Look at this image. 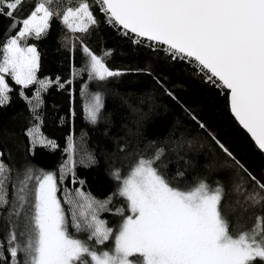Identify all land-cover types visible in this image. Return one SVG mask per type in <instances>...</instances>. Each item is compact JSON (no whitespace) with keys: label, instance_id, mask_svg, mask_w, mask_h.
I'll return each mask as SVG.
<instances>
[{"label":"snow or ice","instance_id":"snow-or-ice-1","mask_svg":"<svg viewBox=\"0 0 264 264\" xmlns=\"http://www.w3.org/2000/svg\"><path fill=\"white\" fill-rule=\"evenodd\" d=\"M29 2L0 0V16L13 21L10 28L19 27L15 36L0 45V106L9 102L12 90L5 74L22 89L39 85L37 97L52 83L38 79L40 55L27 40L47 34L54 19L50 5L55 0H35L29 14L19 18L17 11ZM93 3L106 22L133 43L144 44L146 40L150 49L191 65L203 83L225 89L230 112L264 154V0ZM90 9L88 0H79L75 7L69 5L63 11L62 23L72 33H87L90 25L98 23ZM82 51L90 60L81 71H87L90 80L103 82L123 74L106 66L111 53L97 56L86 45ZM128 71L151 74L147 69ZM56 83L64 87L59 78ZM167 94L175 99L172 92ZM20 95L25 97L23 90ZM91 101L85 111L89 122L95 124L104 106L101 94H93ZM192 119L206 128L195 115ZM28 135L33 146L45 144L32 129ZM213 139L237 174L253 183L254 190L246 195L248 203L243 209L252 212L251 225L232 224L229 217L236 209L222 207L224 190L219 185L213 187L204 179L184 187L174 183L164 171L163 147L139 156L126 174L114 170L118 186L106 200L76 189L75 196L66 201L70 217L57 198L54 173L23 167L13 181L14 169L0 159V220L8 226L6 237L0 240V264H264V182L215 136ZM47 143L55 147L54 142ZM89 160L95 163L90 155ZM113 197L126 203V209H116L120 222L115 231L100 218L101 212L111 211ZM110 240V249L97 248Z\"/></svg>","mask_w":264,"mask_h":264},{"label":"trees","instance_id":"trees-1","mask_svg":"<svg viewBox=\"0 0 264 264\" xmlns=\"http://www.w3.org/2000/svg\"><path fill=\"white\" fill-rule=\"evenodd\" d=\"M62 1L55 0L50 7L59 9ZM88 2L98 23L91 25L87 33L77 32L80 39L76 45L70 47L64 43L68 28L58 15L50 21L46 35L28 39L40 55L38 79L52 82L42 91L38 109L34 110L30 101L37 85L22 89L5 74L12 90L9 102L0 106V151L4 153L0 159L14 169L13 181L23 167L54 173L57 198L70 217L64 198L65 187H78L82 181L83 188L94 197L107 199L118 186L112 172L119 169L122 175L126 174L139 156L149 155L158 146L165 149L164 171L174 178V183L184 187L204 179L213 187L219 185L224 190L222 207L236 209L229 217L232 224L247 222L251 225L252 212L243 209L248 203L246 195L254 190L253 183L237 174L213 136L262 182L264 154L230 112L226 90L203 83L191 65L172 61L165 53L150 49V42L133 43L106 22L93 0ZM34 3L35 0H30L24 4L16 15L24 18ZM12 23L11 19L0 16V45L19 30V27L10 28ZM85 45L97 56L111 53L106 66L123 74L103 82L90 80L88 72L81 71L90 60L82 51ZM129 69H147L151 74ZM57 78L64 84L63 88L58 87ZM22 90L27 99L20 95ZM166 90L172 92L175 99ZM97 92L104 106L93 124L87 119L85 106L92 102L91 96ZM35 114L41 119H36ZM193 115L206 128L199 127ZM37 125L55 147L33 146L28 130ZM71 137L85 142L95 163L78 164L74 176L67 175L61 181V174L64 176L68 168L67 149ZM178 172L184 175L178 177ZM9 189L11 195V184ZM109 208L111 211L103 212L102 218L115 231L120 222L116 209H126V203L123 198L113 197ZM7 232L8 226L0 220V240ZM78 235L81 239L87 238L86 234ZM112 244L110 240L97 248L108 250Z\"/></svg>","mask_w":264,"mask_h":264},{"label":"rangeland","instance_id":"rangeland-1","mask_svg":"<svg viewBox=\"0 0 264 264\" xmlns=\"http://www.w3.org/2000/svg\"><path fill=\"white\" fill-rule=\"evenodd\" d=\"M78 3H79V0H64V1L61 2L60 6H59V9H55V8H52V7H51V9L53 10L54 15H56V13H59L58 16L62 20V14H63V11L66 9V7L69 6V5L75 7ZM30 38H32V37H30ZM78 39H80V35H78L77 33H72L70 30H68V32L63 37L64 43L66 45L70 46V47L76 45L78 43ZM27 43H28V40H27ZM29 45H31V44H29ZM47 81H49V80H46V82ZM38 87H39V85H37V88ZM43 90L44 89L40 90L39 97H37V90H36L34 98L30 99L31 105L33 106L34 110L38 109L39 105L41 104V95H42V91ZM32 130H33V135H35L38 139L39 138H43L45 140V144L37 143L36 145H47V146L52 145V144H48L47 143V141H50V140L47 139L42 134L39 125H37L36 127L32 128ZM31 141H32V139H31ZM67 152L69 154L68 168L64 172V177H66L67 175L74 176L75 168H76V166L78 164L87 165V164H91L92 163L89 160V155L92 158H93V156H92L91 152L89 151V149L87 148V146H86V144H85V142L83 140H75L73 137H71L69 139ZM76 189H80L81 192L90 194L92 197H94L90 192H88L85 188H83L82 184H80L78 187H70V188L65 187L64 188L65 201H67V200L71 199L73 196H75V190ZM94 198L97 199V200H101V201L106 200V199H98L96 197H94ZM67 207H68V209L70 207V205L68 203H67ZM102 213L103 212L100 213V218L101 219H103L102 218Z\"/></svg>","mask_w":264,"mask_h":264},{"label":"water","instance_id":"water-1","mask_svg":"<svg viewBox=\"0 0 264 264\" xmlns=\"http://www.w3.org/2000/svg\"><path fill=\"white\" fill-rule=\"evenodd\" d=\"M233 115V114H232ZM242 127V126H241ZM246 131V130H245ZM247 132V131H246ZM250 135V134H249ZM251 137V136H250Z\"/></svg>","mask_w":264,"mask_h":264}]
</instances>
